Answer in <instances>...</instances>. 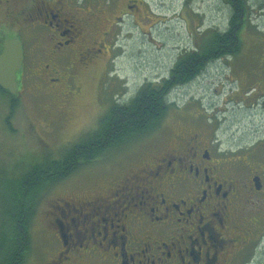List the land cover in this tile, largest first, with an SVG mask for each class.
<instances>
[{"label":"flooded vegetation","instance_id":"1","mask_svg":"<svg viewBox=\"0 0 264 264\" xmlns=\"http://www.w3.org/2000/svg\"><path fill=\"white\" fill-rule=\"evenodd\" d=\"M72 3L0 0V57L8 41L23 49L18 94L26 79L61 97L79 89L77 74L101 52L85 42L83 25L97 16L83 19V4ZM223 48L193 51L196 66L230 57L226 40ZM187 109L178 130L163 126L156 146L126 154L118 180L58 201L50 214L57 246L25 264H264V135L224 149L210 121Z\"/></svg>","mask_w":264,"mask_h":264},{"label":"rangeland","instance_id":"2","mask_svg":"<svg viewBox=\"0 0 264 264\" xmlns=\"http://www.w3.org/2000/svg\"><path fill=\"white\" fill-rule=\"evenodd\" d=\"M72 2L79 11L83 4V19L97 16L83 25L88 27L85 42L95 41V50L101 52L77 74L79 89L67 90L63 97L42 91L27 79L16 101L0 90V227L11 205L7 195L20 192L31 170L48 158L62 160L67 149L98 130L111 109L129 104L148 84L158 86L169 79L181 56L202 50L210 32H227L232 16L221 0ZM247 2L249 21L240 33L239 54L210 65L196 81L171 92L170 109L159 131L163 126H170L167 133L178 130V112L188 108L210 121L224 149L244 145L247 139L242 136L264 135V0ZM158 130L147 141L113 150L49 187L32 223L28 259H41L57 246L50 214L58 201L83 199L87 188L118 180L129 170L120 168L126 154L156 146Z\"/></svg>","mask_w":264,"mask_h":264},{"label":"trees","instance_id":"3","mask_svg":"<svg viewBox=\"0 0 264 264\" xmlns=\"http://www.w3.org/2000/svg\"><path fill=\"white\" fill-rule=\"evenodd\" d=\"M226 1L233 10L229 33L226 37L214 34L202 50L221 51L226 40L230 55L235 56L242 46L240 33L249 19L250 7L247 0ZM205 69L204 64L196 66L192 53L183 54L162 86L148 84L129 104L111 109L101 120L98 130L73 144L62 160L48 158L31 170L21 184L20 192L7 195L11 205L6 211V223L0 227V264H25L28 260L32 250V223L41 197L49 187L66 180L110 151L126 147L157 131L170 109L168 98L171 92L195 81ZM3 93L16 101L9 93Z\"/></svg>","mask_w":264,"mask_h":264},{"label":"water","instance_id":"4","mask_svg":"<svg viewBox=\"0 0 264 264\" xmlns=\"http://www.w3.org/2000/svg\"><path fill=\"white\" fill-rule=\"evenodd\" d=\"M23 49L19 41H8L0 57V87L15 96L19 86L17 73L22 69Z\"/></svg>","mask_w":264,"mask_h":264}]
</instances>
